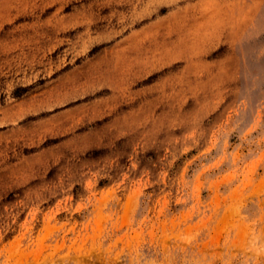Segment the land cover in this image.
Here are the masks:
<instances>
[{"label":"rangeland","instance_id":"374dc122","mask_svg":"<svg viewBox=\"0 0 264 264\" xmlns=\"http://www.w3.org/2000/svg\"><path fill=\"white\" fill-rule=\"evenodd\" d=\"M0 264H264V0H0Z\"/></svg>","mask_w":264,"mask_h":264},{"label":"bare ground","instance_id":"6f19581e","mask_svg":"<svg viewBox=\"0 0 264 264\" xmlns=\"http://www.w3.org/2000/svg\"><path fill=\"white\" fill-rule=\"evenodd\" d=\"M83 236V235H82ZM84 237V236H83ZM85 239V238H84ZM82 240V239H81ZM89 240V239H88ZM61 241V240H60ZM43 242V241H42ZM43 249H45V248H43ZM81 251H82V249H80ZM82 252H84V249H83V251Z\"/></svg>","mask_w":264,"mask_h":264}]
</instances>
